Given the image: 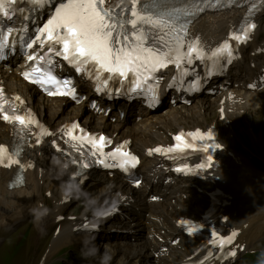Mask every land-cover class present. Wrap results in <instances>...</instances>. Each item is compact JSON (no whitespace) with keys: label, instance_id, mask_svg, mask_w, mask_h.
<instances>
[{"label":"snow or ice","instance_id":"snow-or-ice-1","mask_svg":"<svg viewBox=\"0 0 264 264\" xmlns=\"http://www.w3.org/2000/svg\"><path fill=\"white\" fill-rule=\"evenodd\" d=\"M12 0H9V6ZM36 6H43L45 0H31ZM103 0H67V3H61L59 7L55 9V15L48 20L47 24L43 28L39 29V35L36 36V40L41 42V46L47 42L62 44V49L57 52V55H62L64 60L69 62H75L77 65L92 64L96 67L97 72H107L119 77H127L129 73H133L137 76V81L133 91L140 87V76L142 72L156 71L159 68L167 67V64L171 61H167L164 57L153 52L152 49L144 47V34H136L134 36L137 41L136 45L128 44L129 37L125 35L123 40L120 36H114V30L117 25L108 17V14L103 12L101 4ZM4 5L0 4V11H3V15L9 17V12L4 11ZM175 13L176 19L179 18V10L173 8L168 16L171 17ZM187 14V13H186ZM131 15L134 18L131 21L132 27L136 28L137 23H145L153 26L165 25L169 22L163 16L158 19H152V17H145L140 15L137 10L136 0H133ZM123 27V25H120ZM250 28H254L255 25H250ZM13 29L8 28L4 32H0V58L3 57L5 50L9 47H14V44L10 43V36ZM186 32V30H185ZM239 39V36L234 37ZM22 39V38H21ZM32 43L26 45L27 48L33 47ZM178 43L179 39H178ZM228 45L225 44L224 51L228 49ZM51 51V48H49ZM197 49L195 45H191L188 48L187 56L189 57V63L191 62V56ZM231 55V52H229ZM183 57L179 54L176 56V63L179 66V61ZM29 61L36 60L37 57L34 55H28ZM80 67H77V71H80ZM40 74V75H37ZM24 78L30 80L31 83L44 85L56 86L59 82L50 73H41L40 68L33 67L31 72H25ZM144 79H148L145 75ZM72 93V89L67 87V82H64V87H57L55 92H49V95H60L66 96ZM19 99V97H17ZM5 121L18 122L21 126H27L33 123L31 119L26 120L25 117L20 115L9 116L5 114L3 116ZM76 125H73V129L68 131V137L75 141L77 137L73 135ZM183 133L177 135L174 139L181 141ZM199 136L200 133L189 134ZM211 133L208 134V139H211ZM80 141L90 142L92 147L96 150H102L103 146L107 143L105 137L100 136L99 139H94L86 135L79 137ZM179 147V146H178ZM219 147V145H217ZM159 152L160 149H155ZM173 151V149H169ZM116 152L123 158V164L121 167L127 164H131L133 167L137 163L136 158L131 156L128 152H122L119 148ZM95 154V153H94ZM211 157H209V160ZM10 166L11 164L18 163L13 155H8L7 149L0 147V164ZM103 162V161H101ZM85 168L87 164L83 165ZM202 167V166H201ZM180 171V169H177ZM22 177L17 178V183H22ZM138 183V182H137ZM193 231V229H189ZM231 239L221 240V245L230 243Z\"/></svg>","mask_w":264,"mask_h":264},{"label":"bare ground","instance_id":"bare-ground-1","mask_svg":"<svg viewBox=\"0 0 264 264\" xmlns=\"http://www.w3.org/2000/svg\"><path fill=\"white\" fill-rule=\"evenodd\" d=\"M51 7L49 10H51ZM244 12H245V10H231V11H224L222 13L211 15V16H205V15L200 16L192 22V24L190 26V31L193 34H197V33L199 34V30H202L205 33V36L208 39V41H210V42L218 41L223 36H225L227 34L228 30L230 29L232 22L238 23L240 21ZM262 12L264 13V9ZM256 37H257V33H256ZM205 43L207 44V42H205ZM241 52H243V50H241ZM255 58L262 61L264 58V55H262L260 57H255ZM249 59L252 60V58H250V57H249ZM243 60L244 59H242L235 66V69H240V68L242 69V75L241 76L238 77V75H236L235 77L228 76L225 78L222 75L221 78H223V79H220L221 82L220 81H218V82L213 81L210 84V86H214L215 89H224L225 91H223V92H229L230 95H235L234 99L226 100L224 102V107H225V111H226V119H228V120L233 119L235 117V115L237 114V111L239 109H240V111H242L244 108H249V110L256 108V104L253 100V97H255V94L256 95L262 94V92L256 91L255 89H253V87L251 85L248 84L249 81L251 80L252 76H253L254 71H256V69H254V70L249 69L250 66L247 65L246 61H243ZM242 65H244L246 67H244ZM20 66H21V61L18 58H15L12 61L8 62L7 67H1L0 68V73H1L3 80L5 81L6 86H8L9 80L11 79V76L8 74L9 70H16V69L20 68ZM232 80H235L233 82V84L231 86H226V84H227L226 82L227 81L231 82ZM200 81H202V77H201V79L197 80V89H196L197 92L199 91L198 90V84L200 83ZM236 85H238V86L236 87ZM245 86L249 87L251 90H255L254 93L247 91L245 89ZM205 89L209 90L208 87H206ZM206 93H209V91H207ZM241 100H243L242 105H239ZM36 105H38V101L36 102ZM176 108H178V107H176ZM134 109H135V107H133L131 110H134ZM229 110L232 111L231 114L227 113ZM148 111H155V110H148ZM142 112H143V110H141V112H139V113H142ZM146 113H150V112H146ZM125 114L129 116L130 111H126ZM141 115H144V114H141ZM156 119L158 122L160 121L159 127H158L159 130L162 127H164L165 130H170L171 128H173L175 126H179L180 128H182L181 125H183V124H188V125L199 124L198 113L196 112V110L194 108H193V111H191L190 114H188L187 116L184 115V112H180L178 110H169V111H166L165 117L163 119H161V118H156ZM122 122L126 123L125 121H122ZM214 125L216 126V129L218 130L219 135H221L225 131L224 122H221L218 119H215ZM137 127H140V125ZM196 127H198V126H196ZM231 127H232V125L230 124L229 128H231ZM0 138L4 139V136L0 135ZM151 142L158 143L159 137L152 139ZM220 157H221L220 162L222 163L223 166L215 174H216V176L224 178V172L229 171L230 168L233 167V164H229V162L224 159V152L220 155ZM58 164L66 170H72L73 173H77L75 166L73 164H69L68 161H65V160L59 158ZM38 165H40V164H38ZM152 168H156L155 163H153ZM2 171L4 172L3 175H6L7 177H5V176L2 177V181L0 182V187L7 186L9 179L11 180V171L12 170L9 171V170L2 169ZM35 172L36 171H34V173ZM54 177H58V175H55ZM54 177L51 178L50 176L45 175L41 181L48 183L46 190H49V189L52 190V195H55L57 197V202H56L55 207H54V209L57 211H56V213L53 214V211L51 209H49L47 216H45L44 212H41V221L38 224V225H40V228L46 226V223H47L46 220L47 219H49L52 222L51 225H53L54 220H56L57 217L59 215H61V211L64 208V206H62V204H61L62 199L58 198V195L63 194L64 189L58 188L55 184L51 183L52 179H54ZM115 179H116V177H114V179L111 181L110 180L109 181L104 180V181H102V183H104L107 186V189H111L113 187L114 188L115 187H122L121 185L114 183ZM155 188H156V186L153 187V189H155ZM42 189L43 188H38V186L34 185L32 182H29L27 180V177H25L23 182H22V188H18L17 186L14 187L12 190H10V189L8 190V189L3 188L5 194L0 192V205H4V206H0V226L5 228V230H11L16 223L21 222L22 220L30 217L32 215L33 211L37 212L38 210H41L42 204L46 203V200L43 199L41 196ZM138 191L143 193L142 190L129 191V189H127L124 192H122L123 193L122 199L127 200V201H132L133 193H135V197H136L138 195L137 194ZM31 199H32V201L30 202ZM37 202H39L38 205L33 207ZM31 203L33 205H31ZM185 206H186V203L184 204V208H185ZM18 207H20V208H18ZM14 208H17L20 211L16 212V211H14ZM136 209H137V206H133V208L129 212V214L132 215L133 212L136 211ZM141 220L148 222V219L146 217L142 216L140 213H138L135 216V219H131V221H129L127 223V225L124 227V229L127 230L126 231L127 234H140V233H136V230L138 229L139 221H141ZM136 222H138V224H136ZM61 228H62V226H61ZM67 228H68L67 226H63V230H65L64 233H67V236L63 233V230L60 229L58 235L52 240V243L55 245H53L51 248V254L56 253L58 248H60L63 245H68L67 248H69L72 246V244H74V241L68 237L70 232L68 231ZM246 234H247V237L249 239L252 238L253 236H255L257 234V230H256L255 226H250L246 230ZM123 238H125V237H123ZM239 241H241V240H239ZM243 243H245V242H243ZM147 245H148L147 241L143 242L144 249H146L148 247ZM5 251L6 252L8 251V247L5 249ZM141 258H142V260L151 264L149 261L150 258H148V255H145L143 252L141 253ZM152 259H155V257L153 256ZM136 260H139L138 256H137Z\"/></svg>","mask_w":264,"mask_h":264},{"label":"rangeland","instance_id":"rangeland-1","mask_svg":"<svg viewBox=\"0 0 264 264\" xmlns=\"http://www.w3.org/2000/svg\"><path fill=\"white\" fill-rule=\"evenodd\" d=\"M211 104V101L206 102V106H210ZM258 116L260 120L251 121L250 119H248L245 121L251 129H258L264 126V111ZM259 121H261V124ZM256 145L258 147V151L261 154L259 160L262 165L254 163L250 166L255 171L264 173V142L261 136L256 142ZM14 211L18 212L20 210L14 208ZM39 211L40 210H38L36 214L30 216L29 218H26L25 220L19 222L10 231L0 232V264H38L39 259L44 252H46V255L44 259L40 261V263L52 264L56 262V260H58L61 251H64L68 247V245H63L58 248L56 253L51 254V248L55 244L51 242V246L47 245L52 237V222L47 219L46 226L43 227L44 229H42L41 231L38 226L41 221V216L39 217L38 214ZM38 218L39 220L37 221ZM263 243L259 244L258 247L264 249ZM12 245L14 246L13 255L9 258H6V255H4V251L6 247L9 248ZM2 254L4 255V259H1Z\"/></svg>","mask_w":264,"mask_h":264}]
</instances>
